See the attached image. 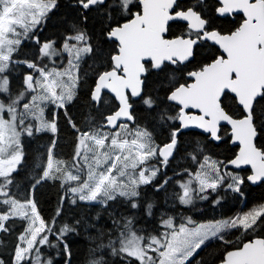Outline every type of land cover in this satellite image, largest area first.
<instances>
[{"label": "snow or ice", "instance_id": "obj_1", "mask_svg": "<svg viewBox=\"0 0 264 264\" xmlns=\"http://www.w3.org/2000/svg\"><path fill=\"white\" fill-rule=\"evenodd\" d=\"M76 4L83 13L103 8L110 18H114V14H128L121 17L124 23L115 21L108 27L106 35L116 42V48L110 55L107 70L97 73L91 92L92 101L100 102L102 92L107 90L114 94L119 105L95 129L81 132L72 123L79 133L72 162L75 174L67 170L64 161L55 160L52 148H49L47 165L36 180L37 185L43 180L62 178L65 182H76L70 192L78 195L81 201L107 204L117 197H125L129 198L131 207L136 208L133 198L140 195L139 186L151 183L159 171L143 165L153 157H160L161 162L167 164L177 148V138L182 129L194 126L208 133L213 140H220L221 122L231 126V139L239 145L238 153L229 163L237 168L251 165L252 174L246 177L248 181L264 180V147L256 144L258 133L264 132V106L259 111L257 109L259 101L264 100V0H217L218 6L214 11L220 16L234 12L243 14L239 26L227 33L212 26L200 8L202 0L186 5L179 0H138L136 12L129 7L132 0H111V3L109 0H76ZM56 7L57 0H0V92L9 91V68L13 64L25 63L37 73L25 75L24 91L15 99L8 103L0 101V197H4L0 199V205L6 206L0 211V232L9 230L6 222L13 217L30 222L18 238L13 264H24L34 250L38 252V243H48V236L42 233L50 231L34 200L21 202L8 191L11 176L24 157L21 136L33 134V125L26 121L29 117L39 121L36 131L57 132L55 119H45L44 106L52 103L64 108L73 100L79 82V61L94 51L86 32L75 28L74 34L67 36L62 46V51L71 57L69 67L63 71L40 67L35 60L14 59L25 38L35 40L41 57L59 54L53 41H41L35 34L37 27ZM83 18L86 20L87 16ZM202 41H212L223 54L200 65L197 70L187 72L184 83L177 82L168 89L167 101L174 102L179 110L174 116L161 110L159 119L162 123L178 121L179 127H172L167 142L157 144L153 133L146 127L130 128L123 123L122 118L134 119L129 96L142 94V76L148 71L145 62H150L151 67L158 70H162L165 62L172 65L190 62ZM25 93L31 96L30 102L23 103V110L18 112ZM229 93L233 94L232 100L240 110L239 116L224 103ZM143 103L149 109L158 107L152 96H145ZM191 109H197L198 114L192 113ZM69 121L71 123V118ZM105 128L110 131H105ZM192 158L196 159L195 156ZM57 173L61 175L57 176ZM192 178L198 182L201 193L208 189L216 190L224 179L218 162L209 163L207 156ZM192 178L181 184L183 191L179 199L183 204L192 203L193 192L196 191L191 186ZM231 178L233 183L228 187L240 192L245 178L239 175ZM262 217L264 205L226 220L193 227L188 226L194 223L190 218L188 224L178 227L168 218L162 223L171 231L149 236L138 234L132 220L126 218L123 224L119 220L114 221L121 229L117 241L119 247L112 246L111 240L109 245L113 254H124L134 258L138 264H186L197 249L215 238L230 247L224 252L220 264H264V237L242 241L235 247H231L232 241L225 238L229 229L253 230ZM74 231V226L65 224L60 229L59 238ZM63 247L70 256L68 245ZM98 247H104L103 243ZM0 264L4 261L0 260ZM36 264H40L38 257ZM89 264H106V261L95 258Z\"/></svg>", "mask_w": 264, "mask_h": 264}, {"label": "trees", "instance_id": "obj_2", "mask_svg": "<svg viewBox=\"0 0 264 264\" xmlns=\"http://www.w3.org/2000/svg\"><path fill=\"white\" fill-rule=\"evenodd\" d=\"M206 1L205 10L200 6L205 16V12L212 5L211 0ZM109 3H111L110 0ZM136 4L137 1L132 0L129 6L132 12L137 9ZM127 15V13H119L114 14V18H110L103 8L99 10L93 8L83 13L76 4V0H57V7L49 12L47 18L35 30L36 36L41 41H61L60 39L65 36L73 35L74 29L78 28L86 32L94 51L86 54L79 63V82L73 100L67 102L64 108H58L52 103H46L44 106V112L47 115L45 118L49 121L55 119L57 132L33 130L31 136L26 134L21 136L24 157L11 176L12 183L8 186V191L13 198L21 202L27 199L34 200L40 217L45 221L47 229H50L42 233L48 236V243L43 245L38 243L36 247L39 251L34 250L24 264H36V257L39 258L40 264H49V262L51 264H89L95 258H102L106 264H138L134 258H128L124 254H113L111 247H119L117 241L121 230L114 221L119 220L123 224L126 218L131 219L138 234L147 236L156 234L162 229L160 221L167 215L174 216L179 222L184 221L185 216L191 215L196 217L198 222L216 221L229 219L264 205V181L252 186L246 181L248 169L237 171L231 168L229 161L235 156L237 147L230 144L226 126H221L222 138L218 142H213L208 136L196 131H181L177 138V148L167 164H163L160 157H153L143 165V167L158 168L159 171L151 183L139 186L140 195L133 198L137 204L136 208H132L129 198L125 197H117L116 200L109 201L107 204L81 201L78 195L70 192V188L76 186V182H65L62 178L47 179L36 184V180L47 165L49 148H52L55 160L64 161L68 171H75L72 168V162L79 133L72 127V123L81 132L88 131L99 127L104 123V117L115 111L117 105L108 94L103 93L102 100L95 103L90 93L97 73L107 70L110 55L116 48V44L107 38L108 27L115 21L124 20L121 17ZM84 16H87L86 20ZM208 19L214 28L222 32L234 25L232 22L222 25L221 20ZM195 52V58L190 62L177 65L165 63L162 70H153L149 63H145L148 71L142 77L144 80L142 95L138 99L129 97L134 118V122L128 124L130 128L146 127L153 133L157 144L167 142L172 127H179L177 121L170 120L162 123L159 119L161 110H166L173 116L178 111V107L166 99L168 89L177 82L184 83L187 72L197 70L200 65L209 63L218 54L216 47L204 41L196 47ZM14 59L16 61L35 60L39 65L41 56L38 46L21 44ZM30 72H33L32 69H29L25 63H15L10 66L9 91L0 92V101L8 103L24 91V77ZM145 96L156 99L158 107L149 109L145 106L143 103ZM224 103L231 107L235 115H240V110L234 104L231 95L228 94L225 97ZM262 106H264V100L259 101L258 111ZM17 110L18 112L21 110V103ZM104 130L110 131L109 128ZM53 141H55L54 147ZM256 144L258 147H264V132L258 133ZM193 156L196 157L195 160ZM205 156L209 157V163L218 162L220 171L225 172L221 174L224 179L214 191L208 189L201 193L198 190V183L191 185L196 190L193 192L196 201L192 205L184 206L178 201V196L182 194L180 184L188 175L200 170ZM232 175L245 178V182L240 186V192L228 187L233 183ZM33 185L36 186L33 187ZM201 195L207 198H201ZM5 208L6 206L0 205V211ZM58 210L59 215H57ZM188 213L190 215H187ZM29 223L28 220L20 217H13L6 222L9 230L0 232V260H3L4 264H13L18 238L25 232ZM65 224L74 226L75 231L65 233L63 238H59L60 229ZM258 236L264 237V217L257 221L253 230L245 232L243 229H229L225 238L232 241L231 247H235L242 241ZM109 240L113 242L112 246L109 245ZM101 242L104 247H98ZM64 244L68 245L70 256L65 252ZM226 250H230V247L218 239H211L186 264H216Z\"/></svg>", "mask_w": 264, "mask_h": 264}, {"label": "flooded vegetation", "instance_id": "obj_3", "mask_svg": "<svg viewBox=\"0 0 264 264\" xmlns=\"http://www.w3.org/2000/svg\"><path fill=\"white\" fill-rule=\"evenodd\" d=\"M111 1V0H110ZM137 1V3H138V0H136ZM212 1V5L208 8V11L207 12H205L206 13V16L208 17V18H212V19H215V20H221V22H222V25H224V23H229V22H232V23H234V25L232 26V27H227V29H225V30H223V32H225V33H227L228 31H230V30H234L236 27H238L239 26V24L241 23V21H242V19H243V16L241 15V14H232L231 16H229V15H226V16H224V17H219V16H217L216 15V12L214 11V9H215V7H217L218 6V4H217V1L216 0H211ZM179 2L182 4V5H186V4H192V3H194L195 2V0H179ZM207 1L206 0H202V4H201V7H202V9L203 10H205V7H204V4L206 3ZM138 9H136V10H134L133 12H136ZM130 18V17H129ZM125 22V20H122V21H120L119 23H124ZM65 40V39H64ZM64 40H61V41H59V45H60V43L61 42H64ZM35 42V40L34 39H31V38H25V39H23V42H22V44H26V45H31V44H33ZM204 42H206V41H204ZM207 43V42H206ZM35 44H36V42H35ZM207 44H209V43H207ZM210 45V44H209ZM212 46V45H211ZM215 47V46H214ZM217 53L218 54H216V56H219V55H221V53H220V51L217 49ZM62 57H63V60L64 61H67V53H62ZM51 59L52 60H49V58L48 57H42L41 58V61H38V63H39V66L40 67H42V66H46V65H58V64H56V60H57V57L56 56H51ZM187 63V62H186ZM30 99H31V96L27 93L26 94V98H24L23 100H22V102H21V110L20 111H22L23 110V103H29L30 102ZM26 123H30V124H32L33 125V129L35 128V123H36V120L34 119V118H32V117H29L28 118V120L26 121ZM259 184V183H258ZM252 186H255V185H252ZM187 215H190V213H188ZM252 238H254V237H252ZM251 238V239H252ZM220 262V260L218 261V262H216V264L217 263H219Z\"/></svg>", "mask_w": 264, "mask_h": 264}, {"label": "water", "instance_id": "obj_4", "mask_svg": "<svg viewBox=\"0 0 264 264\" xmlns=\"http://www.w3.org/2000/svg\"><path fill=\"white\" fill-rule=\"evenodd\" d=\"M217 1V0H216ZM232 14H241L242 16H243V14L242 13H240V12H234V13H231V14H226V15H229V16H231ZM216 15L217 16H219V17H224V16H220L219 14H217L216 13ZM225 15V16H226ZM243 20V19H242ZM242 22V21H241ZM115 42V41H114ZM207 43H209L210 45H212V46H215L219 51H220V53H221V55L223 54V52H222V49H220L219 48V46L218 45H216V44H214L212 41H206ZM145 63H147V61L145 62ZM165 63H168V62H165ZM186 63V62H185ZM168 64H170V63H168ZM153 69V68H152ZM153 70H158V69H153ZM144 76V75H143ZM142 76V77H143ZM95 87V83H94V86L92 87V89ZM91 92H92V90H91ZM102 93H106V94H108L109 96H111L113 99H114V101H115V103L117 104V108H118V105H119V102H118V100H116L115 99V97H114V94H112V93H110L109 91H107V90H104ZM91 94V93H90ZM142 95V94H141ZM229 95H233V94H231V93H229ZM132 99H138V98H140V96L139 97H132V96H130ZM170 103H172V104H174V105H176L174 102H171V101H169ZM95 103H97V102H95ZM130 103V102H129ZM131 104V103H130ZM177 106V105H176ZM178 107V106H177ZM116 108V109H117ZM179 108V107H178ZM132 109V108H131ZM192 113H194V114H198V110L197 109H191L190 110ZM122 122L123 123H125V122H128V123H130V124H132L133 122H134V119L132 120V121H128L126 118H122ZM177 123H178V125H179V122L177 121ZM221 126H226L227 128H228V133H229V136H230V144L231 145H233V146H236L237 147V151H236V154L238 153V151H239V145H238V143H234L233 141H232V139H231V126L229 125V124H227V122H221ZM182 132L183 131H196V132H199V133H201V134H203V135H206V136H208L209 137V139L211 140V141H213V142H218L219 140H213L211 137H210V135L208 134V133H205L202 129H199V128H197V127H189V128H187V129H182L181 130ZM235 154V155H236ZM170 158V157H169ZM235 158V156L233 157V159ZM231 166H232V168L233 169H235V170H245V169H249V171H250V173L247 175V176H249V175H251L252 174V169H251V165H242V166H240L239 168H237L235 165H232L231 164ZM247 180V179H246ZM261 181H264V180H261ZM261 181H256V182H252V181H248L247 180V182L250 184V185H257L258 183H260ZM254 238H256V237H254ZM253 239V238H252ZM217 264H220V262L219 263H217Z\"/></svg>", "mask_w": 264, "mask_h": 264}, {"label": "rangeland", "instance_id": "obj_5", "mask_svg": "<svg viewBox=\"0 0 264 264\" xmlns=\"http://www.w3.org/2000/svg\"><path fill=\"white\" fill-rule=\"evenodd\" d=\"M54 42V45H57V41H53ZM63 43L64 42H61L60 43V45L59 46H55V48L57 49V51L59 52V54L58 55H54V56H56L57 57V60H56V64H59V65H50L47 69L48 70H50V69H52V68H56L57 70H60V71H63L64 69H66V68H68L69 67V65H68V60L71 58V57H69V55H68V53L67 52H64V51H62V46H63ZM62 53H67V61H64L63 60V57H62ZM46 58V57H45ZM49 58V60H52L51 59V57H48ZM81 61V60H80ZM80 61H79V63H80ZM61 65V66H60ZM60 66V67H59ZM42 67H44V66H42ZM33 72L32 73H34L35 71L34 70H32ZM47 115L45 114V112H44V117H46ZM6 118H7V115H6ZM36 128H34L33 130H35ZM108 131V130H107ZM144 168H149V167H144ZM150 169V168H149ZM73 174H75V171H73ZM192 176H194V174H192ZM192 176H190V175H188L187 176V180H185L182 184H184V183H186L190 178H192ZM194 181H196L194 178H192V182H194ZM197 184V183H196ZM198 185V184H197ZM181 191H183L182 190V188H181ZM180 196V195H179ZM179 196H178V201H179V203L180 204H182V205H185V206H189V205H192L193 203H194V201H195V198H194V196L192 197V203H190V204H183V203H181V201H180V199H179ZM202 197H204V195H201V198ZM87 202H92V203H95V202H99V201H87ZM169 218H171L172 219V221H173V223H175V218L174 217H169ZM189 218L191 219V221H193L195 224L193 225V226H195V225H197V224H202V223H210V222H215V221H200V222H198L197 221V218L196 217H194V216H188V217H186L185 219H187V221L189 220ZM219 220H226V219H219ZM219 220H216V221H219ZM164 225V224H163ZM193 226H190V227H193ZM164 227H166L165 225H164ZM166 229H169V228H167L166 227ZM166 229H164L163 230V232L165 233V232H169L168 230H166ZM160 231L162 232V229H160ZM161 232L160 233H158V234H151V235H160L161 234ZM141 235V234H140ZM147 236H149V235H147ZM214 239V238H213ZM207 242V241H206ZM37 258V257H36ZM44 264V263H43Z\"/></svg>", "mask_w": 264, "mask_h": 264}]
</instances>
